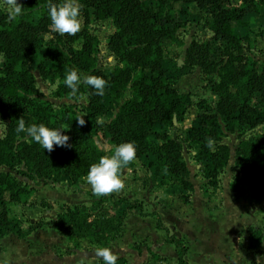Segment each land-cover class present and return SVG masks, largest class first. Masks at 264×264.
I'll list each match as a JSON object with an SVG mask.
<instances>
[{
	"label": "trees",
	"instance_id": "trees-1",
	"mask_svg": "<svg viewBox=\"0 0 264 264\" xmlns=\"http://www.w3.org/2000/svg\"><path fill=\"white\" fill-rule=\"evenodd\" d=\"M63 1L18 0L24 6L23 14L11 23L7 13L0 14V124L3 125L0 166L20 176L36 177L52 184L64 176L66 185L72 186L86 176L90 165L101 156L111 155L121 143L132 142L137 157L147 156L146 167L152 174L161 172L163 179L174 181L179 189L188 185L181 144L167 133L174 121L183 119L187 95L167 80L161 45L168 40L181 44L176 30L192 16L188 13L193 8L194 14L204 18L211 36L190 40L179 68L198 67L210 79L214 74L209 89L217 99L214 111L198 103L202 111L186 129V139L197 143L194 159L201 164L205 184L215 188L229 157L227 146L217 142L219 122L230 133L241 127L264 126V66L242 54V44L249 41L244 29L253 25V18L248 15L260 14L264 19V0H77L82 29L75 36H67V40L80 39V46L68 48L66 56L60 35L52 32L56 39H49L45 53L40 54L42 43L38 35L51 31L48 6ZM175 2L179 3L178 10L174 9ZM176 12L180 21L175 18ZM90 19H109L113 25L105 46L117 63L106 70L95 65L97 39L87 29ZM259 35L264 38V30ZM31 68L41 80L55 83L53 96L72 100L86 96L85 104L78 108L70 103L55 111L51 102L38 97ZM73 69L79 74L81 71L105 79L104 95H96L81 83L77 97H72L63 81ZM125 90L130 95L123 98ZM105 99L117 107L102 132L97 118L108 111ZM19 116L26 126L44 124L64 131L62 134L69 137L68 147L54 146L49 153L24 133L17 134ZM80 118L85 120L84 126L78 124ZM102 135L108 145L106 149L97 144ZM207 138L215 141L214 151L205 146ZM233 157L236 173L249 181V204L264 201V132L239 140ZM31 192L26 182L0 171V239L9 233L24 237L48 225L67 239L86 238L99 247H107L110 239L121 233L127 214L135 211L139 216H156L155 212H144L141 203L135 200L118 198L119 210L112 215L94 216L84 204H73L65 206L52 219L28 222L21 227L8 215L7 204L23 203ZM102 201L104 197L98 198V202ZM41 206L48 209L49 203L43 202ZM156 221L166 234L164 241L175 249V264H190L184 258L186 246L182 240L168 234L158 216ZM117 264H125V259L118 257Z\"/></svg>",
	"mask_w": 264,
	"mask_h": 264
},
{
	"label": "rangeland",
	"instance_id": "rangeland-1",
	"mask_svg": "<svg viewBox=\"0 0 264 264\" xmlns=\"http://www.w3.org/2000/svg\"><path fill=\"white\" fill-rule=\"evenodd\" d=\"M178 5L175 2L174 9L178 10ZM192 10L194 9H190L188 15L194 17H187L184 26L176 30V38L181 44L168 40L161 45L162 66L167 80L179 92L187 95L183 119L174 121L167 133L181 144V156L186 165L184 176L188 185L179 189L174 181L163 179L161 172L152 174L146 167L147 156L141 155L121 170L124 189L119 194L109 195L104 197V201L98 202V198L89 193L90 187L84 179H80L75 186L68 187L64 183L56 185L36 177L29 179L0 166V171L8 172L26 182L32 189L23 203L7 204L8 215L16 219L21 227L28 222L52 219L58 211L72 204H84L94 216L105 217L119 210L118 198H125L141 203L144 212H155L161 224L167 228L168 234L180 238L185 244L184 258L190 264H257V261L258 264H264V201L249 204V181L246 177H240L233 166V154L238 141L261 135L264 126L241 127L230 133L219 122L217 130L220 137L217 142L227 146L229 157L218 175L215 188L205 184L206 176L201 171V164L194 159L197 143L186 139V129L196 122V115L202 111L198 108V103L214 111L217 99L209 89V83L215 79L214 74L210 79V75L207 77L201 74L198 67L189 70L179 68L185 45L190 40L200 41L211 36L205 27L204 18L194 14L195 11ZM2 13H7V9L3 0H0V14ZM174 15L180 21L179 14L176 12ZM248 16H252L250 18H253V25L244 29L249 41L242 44V54L264 66V38L259 35V31L264 30V19L260 14L249 13ZM87 29L97 39L94 49L96 67L106 70L116 65L115 57L105 46L108 35L113 31L111 21L90 19ZM52 34L50 31L38 35L42 43L40 54L45 53V45L49 39H56ZM60 38V45L66 56L68 48L77 49L80 46V39L68 42L67 36ZM31 71L38 97L51 102L55 111L70 103L78 108L85 104L86 96L75 100L53 96L55 83L41 80L33 68ZM80 75L83 78L85 73L80 71ZM122 95L123 98L129 96V90H125ZM106 99L108 111L106 115L97 118L102 132L117 107L113 101ZM2 132L3 125L0 124V135ZM100 138L98 146L106 149L108 145L103 135ZM151 138L157 142L152 136ZM57 194L61 197L56 196ZM43 202L49 203V211L41 206ZM156 216H139L135 211L131 212L123 221L121 233L110 239L107 247L118 257H123L125 264H175V249L164 241L166 234L157 227ZM8 235L12 237L3 239L0 245L3 251H6L5 246L12 247L13 250L12 253L10 249L6 254L3 253L5 261L0 258V264H77L81 258H86L89 264L101 261L94 255L95 248L99 246L86 238L67 239L48 225H42L18 242L15 241L14 234Z\"/></svg>",
	"mask_w": 264,
	"mask_h": 264
},
{
	"label": "clouds",
	"instance_id": "clouds-1",
	"mask_svg": "<svg viewBox=\"0 0 264 264\" xmlns=\"http://www.w3.org/2000/svg\"><path fill=\"white\" fill-rule=\"evenodd\" d=\"M7 9V20L9 23L15 21L23 14L24 6L18 0H3ZM48 16L50 19V30L60 36H75L82 29L81 8L77 0H64L60 4H49ZM65 86L70 89V95L77 97L81 83L95 91L96 95H104L107 81L100 76L85 75L83 78L77 70H69L64 77ZM81 99L83 97H80ZM80 126L85 125L83 118L77 119ZM16 133H24L27 138L37 143L47 152H52L54 146L68 147L69 137L63 135L64 131L49 128L44 124H25V120H17ZM215 141L207 138L205 146L210 150H215ZM136 146L132 142L121 143L114 148L111 155H103L98 162L90 165L84 182L97 198L107 197L112 194H119L125 187L124 180L120 172L127 165L136 160ZM96 258L102 264H117L118 256L108 247H96L94 251ZM77 264H89L86 258H81ZM258 264V261H257Z\"/></svg>",
	"mask_w": 264,
	"mask_h": 264
},
{
	"label": "crops",
	"instance_id": "crops-1",
	"mask_svg": "<svg viewBox=\"0 0 264 264\" xmlns=\"http://www.w3.org/2000/svg\"><path fill=\"white\" fill-rule=\"evenodd\" d=\"M184 46V45H183ZM185 47H186V45H185ZM185 47L183 48V49H185ZM178 63H180V61L178 60ZM85 177V176H84ZM84 177H82V178H80V179H83ZM62 183H64L65 184V186H67L66 185V178L64 177V176H62L61 177V179H60V181L59 182H57V183H53V184H56V185H59V184H62ZM76 185V184H75ZM74 185V186H75ZM73 186V185H72ZM68 187H71V186H68ZM56 196H60L61 197V195L60 194H57ZM62 197H64V196H62ZM45 199V198H44ZM47 200V199H46ZM73 205V204H72ZM46 211H49V208H48V210L46 209ZM57 212V211H56ZM58 212H60V211H58ZM130 214V213H129ZM129 214H127L126 216L128 217L129 216ZM126 218V217H125ZM124 218V219H125ZM124 221V220H123ZM26 236H28V235H26ZM26 236H24V237H17L16 235H14V239H15V241H19V240H22L23 238H25ZM9 237H12V236H9L8 234L7 235H5V236H3L1 239H0V243H1V241L3 240V239H7V238H9ZM5 248H6V251H3V247L0 245V258H1V261H3L4 260V255H3V253L5 252V254L8 252V249H10V252L12 253V250H13V248L12 247H7V246H5ZM5 261V260H4ZM2 264V263H1Z\"/></svg>",
	"mask_w": 264,
	"mask_h": 264
}]
</instances>
